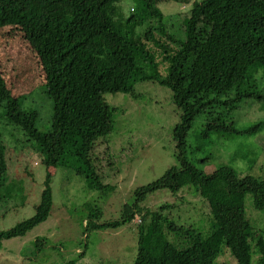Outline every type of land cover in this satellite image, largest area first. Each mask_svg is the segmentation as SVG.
Instances as JSON below:
<instances>
[{
    "label": "trees",
    "instance_id": "obj_1",
    "mask_svg": "<svg viewBox=\"0 0 264 264\" xmlns=\"http://www.w3.org/2000/svg\"><path fill=\"white\" fill-rule=\"evenodd\" d=\"M121 1L0 0V32L21 33L41 67L44 94L52 104L50 127L41 131L36 125L39 111L25 106V96L14 93L0 68V207L27 188L23 177L9 171L7 146L29 147L46 157L34 213L0 230V242L23 236L47 219L52 176L59 167L82 177L89 190L112 189L97 172L93 153L99 139L113 130L115 108L103 95H136L137 82L154 80L171 91L179 113L172 129L178 163L136 187L133 202L122 206L116 220L100 222L101 209L91 205L85 213V231L138 218L137 251L130 264H229L228 256L236 264H264V228L246 217L245 198L242 208L236 209L209 195L208 187L222 176L218 185L223 191L231 194L238 189L243 197L250 196L255 209L264 210V175L241 174L227 164L205 172L194 164L209 160L210 151L201 158L194 153L204 151L213 135L264 134V120L239 124L233 118L246 103L264 108V0H193L181 21V38L166 30L158 7L171 0H135L128 14ZM146 21L148 26L136 32ZM161 62L167 64L163 72ZM199 116L203 123L193 145L188 133ZM163 187L173 192L193 188L208 203L205 225L177 221L167 203L156 209L140 205Z\"/></svg>",
    "mask_w": 264,
    "mask_h": 264
},
{
    "label": "rangeland",
    "instance_id": "obj_2",
    "mask_svg": "<svg viewBox=\"0 0 264 264\" xmlns=\"http://www.w3.org/2000/svg\"><path fill=\"white\" fill-rule=\"evenodd\" d=\"M192 1L171 0L158 4L164 13L166 30L175 37L181 38V21ZM121 3L126 14L136 6L135 0H122ZM148 24L146 21L137 26L136 32ZM24 42L20 32L12 36L0 32V68L14 93L25 96V106L39 111L36 125L39 130L46 131L50 127L52 104L44 94L41 67ZM146 46L156 57L153 49ZM157 57L159 61L160 55ZM166 66V63L159 65V71L163 72ZM134 88L136 95L123 92L103 95L105 101L115 108L113 130L99 139L93 153L97 172L112 189L107 192L89 190L83 178L74 171L57 168L52 176L53 199L47 219L23 236L1 241L0 264H67L71 260L76 264H130L134 260L137 251L135 221L138 218L117 227L89 231H85L87 219H84L91 205L101 209L100 222L118 219L122 206L133 202L136 187L156 179L178 163L174 156L172 129L179 120V113L172 102L171 91L154 80L139 81ZM233 118L239 124L264 120V108H259V103H246L236 110ZM202 121L201 116L195 118L188 133V140L193 145L197 143L194 134L202 127ZM214 136L204 151L194 153L198 158L208 151L211 153L207 161L194 160L198 168L211 172L219 165L227 164L241 174L264 175V134L255 138ZM6 155L10 173L25 179L28 193L24 187V192L16 190L15 198L6 204L1 203L0 230L34 213L33 205L39 202L46 169V157L29 147L18 150L7 146ZM221 177L208 186L211 188L209 195L236 209L242 208V199L245 198L243 208L246 217L255 226L264 228V210L255 209L250 196L246 194L243 197L238 189L232 188L235 190L231 194L223 191L218 185L223 182ZM162 203L171 205L169 212L180 222L198 227L205 225L209 217L208 203L194 193L193 188L184 187L175 192L159 188L149 193L140 205L156 209ZM230 257L226 258L230 260L228 263L236 264Z\"/></svg>",
    "mask_w": 264,
    "mask_h": 264
}]
</instances>
